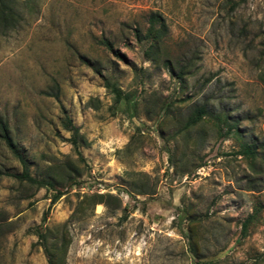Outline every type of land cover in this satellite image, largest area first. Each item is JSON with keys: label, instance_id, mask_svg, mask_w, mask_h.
<instances>
[{"label": "rangeland", "instance_id": "obj_1", "mask_svg": "<svg viewBox=\"0 0 264 264\" xmlns=\"http://www.w3.org/2000/svg\"><path fill=\"white\" fill-rule=\"evenodd\" d=\"M10 5L0 117L31 174L63 194L51 203L53 189L4 174L21 166L0 139V264H48L32 230L45 211L47 245L66 240L62 264H264V208L242 230L264 199V0ZM156 11L168 33L149 59ZM102 76L128 99L115 103ZM202 104L212 114L186 127ZM245 143L257 146L253 160ZM94 193L107 203L83 198Z\"/></svg>", "mask_w": 264, "mask_h": 264}, {"label": "trees", "instance_id": "obj_2", "mask_svg": "<svg viewBox=\"0 0 264 264\" xmlns=\"http://www.w3.org/2000/svg\"><path fill=\"white\" fill-rule=\"evenodd\" d=\"M11 0H0V20L6 21L7 18L10 17L12 14V9L10 5ZM147 30L145 38L150 40L149 48H147L144 51V54L147 56V58H153L154 56H158V53L153 50V48L158 47L159 43L163 40V38L168 33V26L166 24V21L163 17V15L159 12H151L147 16ZM105 46L113 52L114 55L124 59V57L113 48V46L109 42H104ZM157 50V49H156ZM155 54V55H154ZM166 65L172 70H174L173 64L171 63L170 59L165 60ZM177 77L181 78L183 71L182 68L176 73ZM103 84L106 87V89L113 95V100L115 103L120 102L121 100H127L128 94L124 92L119 86H117L114 82H111L110 80L106 79L102 76ZM50 94V93H46ZM56 95V94H55ZM63 111V117L61 120V124L64 129L71 132V135L66 139L72 146L73 151L75 154H77L78 159L81 161H84L83 156L80 153L79 150V129L76 127L71 119L66 115L65 109H61ZM212 112L208 109L206 104H202L198 107H196L193 110V113L189 116L185 126L190 127L195 125L204 115H211ZM218 119L220 117L216 116ZM221 120V119H220ZM225 124L230 129L237 130V122L236 121H228V118L224 119ZM0 139L5 144V146L9 149V151L13 154V156L16 158V160L19 162L21 166V171L19 173H4L9 176H13L17 178L20 181H26L28 183L34 184L37 187H46L48 189H53L54 194L51 198V203H54L62 194L63 191L56 188V183L53 181V179H46V178H36L33 176L30 172V161L26 158L24 153H22L18 147V145L15 143V141L12 139V137L8 133V125L6 121H4L0 117ZM244 155L251 158L252 160L257 156V146L252 143H245L242 147L241 151ZM106 196L110 195H104L101 193H94L91 195H85L83 198H89L92 205H96L99 203H107L105 200ZM261 208H264V199L261 203H259L255 209L254 212L249 214L246 219L242 222V230L243 232L246 230V226L248 223L254 218V214L260 210ZM76 210H74L68 220H72L76 216ZM46 219V211L43 214L42 222L39 226L34 227L32 230L37 235L38 242L41 243L43 246V250L46 254L47 262L48 264H62L59 260V254L62 253V251L65 249L66 240L65 238L62 239L61 243L59 241L55 242V245L53 247H49L47 245V231L46 229H42V223L44 224V221ZM65 241V242H64Z\"/></svg>", "mask_w": 264, "mask_h": 264}]
</instances>
